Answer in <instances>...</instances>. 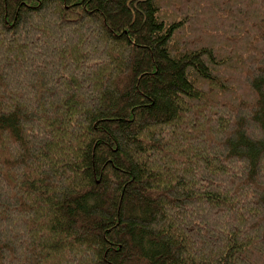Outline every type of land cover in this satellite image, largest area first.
<instances>
[{"label": "trees", "instance_id": "16d2710c", "mask_svg": "<svg viewBox=\"0 0 264 264\" xmlns=\"http://www.w3.org/2000/svg\"><path fill=\"white\" fill-rule=\"evenodd\" d=\"M0 264H264V0H0Z\"/></svg>", "mask_w": 264, "mask_h": 264}]
</instances>
